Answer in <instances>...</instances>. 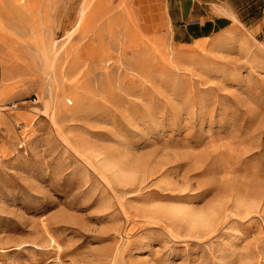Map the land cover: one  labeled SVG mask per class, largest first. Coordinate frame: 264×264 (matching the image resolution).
Instances as JSON below:
<instances>
[{
	"label": "rangeland",
	"instance_id": "1",
	"mask_svg": "<svg viewBox=\"0 0 264 264\" xmlns=\"http://www.w3.org/2000/svg\"><path fill=\"white\" fill-rule=\"evenodd\" d=\"M23 1L0 0V264H264L263 6L197 40L160 2L144 36L131 0Z\"/></svg>",
	"mask_w": 264,
	"mask_h": 264
},
{
	"label": "crops",
	"instance_id": "2",
	"mask_svg": "<svg viewBox=\"0 0 264 264\" xmlns=\"http://www.w3.org/2000/svg\"><path fill=\"white\" fill-rule=\"evenodd\" d=\"M139 32L155 36L158 14L156 2L163 4L166 22L172 35L203 38L209 32L228 27L234 21L252 22L264 0H131ZM237 22V23H239ZM240 24V23H239Z\"/></svg>",
	"mask_w": 264,
	"mask_h": 264
},
{
	"label": "bare ground",
	"instance_id": "3",
	"mask_svg": "<svg viewBox=\"0 0 264 264\" xmlns=\"http://www.w3.org/2000/svg\"><path fill=\"white\" fill-rule=\"evenodd\" d=\"M14 4L16 6V9L18 12H23L25 10L24 1L23 0H13ZM77 14H81L80 8L78 10ZM48 51L51 52L52 61L56 60V57L58 56V50H57V40L55 39L53 34H50L48 36ZM143 43H141L142 45ZM140 45V46H141ZM46 55H44L45 57ZM48 58V57H47ZM51 72V71H50ZM48 104V103H47ZM49 106L47 107V109ZM52 119V118H51ZM53 121V120H52ZM180 209V208H179ZM173 216H178L179 219H183L184 221L188 222V225H210V223L214 222V219H217L219 216V210L216 208H211L209 212L201 214V213H189L180 210H172L169 212V214ZM177 217V218H178ZM175 218V217H174ZM180 221V220H179ZM183 222V221H180Z\"/></svg>",
	"mask_w": 264,
	"mask_h": 264
}]
</instances>
